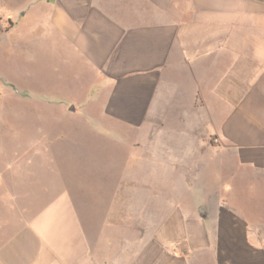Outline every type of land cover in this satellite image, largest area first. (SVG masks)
<instances>
[{
    "label": "crops",
    "instance_id": "1",
    "mask_svg": "<svg viewBox=\"0 0 264 264\" xmlns=\"http://www.w3.org/2000/svg\"><path fill=\"white\" fill-rule=\"evenodd\" d=\"M8 2L3 92L31 93L29 66L51 60L50 89L78 95L41 108L96 106L132 130L135 164L84 201L54 195L7 233L0 264H264V0Z\"/></svg>",
    "mask_w": 264,
    "mask_h": 264
},
{
    "label": "rangeland",
    "instance_id": "2",
    "mask_svg": "<svg viewBox=\"0 0 264 264\" xmlns=\"http://www.w3.org/2000/svg\"><path fill=\"white\" fill-rule=\"evenodd\" d=\"M8 4L14 10L19 0H9ZM50 65L39 69L29 66L26 83L34 91L25 96L19 85L8 86L5 93L0 86V243L14 226L69 185L73 193L81 191L84 201L86 184L96 190L103 181L113 179V166H124L125 174H129L135 164L132 130L102 122L96 106L89 115L84 109H76L75 116L41 108L43 103L54 106L65 102V95H78L50 89L60 78ZM38 84H44V89H37ZM21 97H25L23 102ZM102 131H117L120 137L111 139ZM131 205L125 204L126 212ZM132 221L143 227L147 220L126 218V225Z\"/></svg>",
    "mask_w": 264,
    "mask_h": 264
}]
</instances>
